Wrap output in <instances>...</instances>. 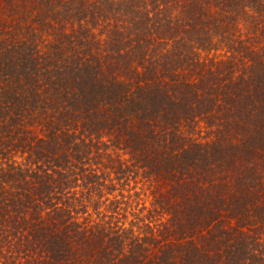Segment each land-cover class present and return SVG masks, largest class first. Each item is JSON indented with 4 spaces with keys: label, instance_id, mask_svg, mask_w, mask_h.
I'll return each instance as SVG.
<instances>
[{
    "label": "trees",
    "instance_id": "trees-1",
    "mask_svg": "<svg viewBox=\"0 0 264 264\" xmlns=\"http://www.w3.org/2000/svg\"><path fill=\"white\" fill-rule=\"evenodd\" d=\"M0 264H264V0H0Z\"/></svg>",
    "mask_w": 264,
    "mask_h": 264
}]
</instances>
